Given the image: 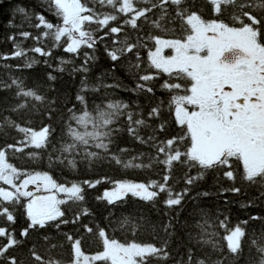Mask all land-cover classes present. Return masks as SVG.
Masks as SVG:
<instances>
[{"label":"snow or ice","instance_id":"obj_1","mask_svg":"<svg viewBox=\"0 0 264 264\" xmlns=\"http://www.w3.org/2000/svg\"><path fill=\"white\" fill-rule=\"evenodd\" d=\"M41 2L61 23L53 24L44 15L30 14L24 7L17 6L15 11L23 16L25 22L31 23L34 15L38 23L32 26L44 29L36 36L27 31H21L19 35L25 40L34 39L38 45L46 39L50 41L51 47L46 45L24 49L19 43H15L16 37L12 35L9 39L15 43V50L9 56H0V59L25 58L24 63L3 67H15L18 70L31 68L40 61L29 57L28 52L51 57L52 49L60 47L66 53L83 56V63L79 67H73L71 71L86 74L89 62L95 57L87 51L81 53V49L95 51L99 43L112 37L113 46L108 47L106 44L105 47L110 60L117 62L127 57L126 65L135 75V86L125 90L153 93V81L164 75L168 79L161 87L170 96L167 103L160 101L146 115L142 111H134L128 103L121 100L106 99L107 93L100 103L90 108L85 93L97 92L101 88H119L121 85H109L102 81L89 85L85 75L75 97L80 107L73 104L67 108L58 147L52 141L56 129L51 125L33 130L22 126L10 116H0V132L12 129L23 137L16 143L0 148V219L4 221L0 225V264H22L11 251L24 247L33 232L43 235L50 253L63 248L64 243L70 246L71 251V259L68 261L61 260L56 255L45 259L37 251L36 244H32L28 251L36 264H150L153 259L167 264L172 259L169 241L175 228L174 218L169 216L168 221L159 226L165 234L161 244L135 240L122 242L109 234V227L113 231L127 230L135 235L141 229H151L155 233L157 224L147 218L140 221L122 217L115 223L109 218L106 227H93L90 223L83 222L85 217L91 215L86 207L73 212L69 218L67 210L61 206L69 203L82 205L86 199L83 185L94 188L97 184L108 181V178L86 180L82 184L71 182L70 186H66L57 182L48 172L18 168L10 161L9 150L20 153L27 147L36 150L51 148L49 163L63 164L72 170H76L80 164L95 167L103 162L124 169L150 168L153 164L165 166L167 174L163 176V183L108 181L112 183V190H105L102 196L97 197L108 205L123 201L129 194L143 201L155 202L159 194L164 193V203L171 209L181 205L191 191L188 186L203 179L208 172H217L233 182L231 188L223 191L240 193L242 189L235 186L239 179L258 188L261 196H264V0H206L212 6L216 17L214 19H205L200 12L193 10L195 4H190L189 0ZM140 4L145 7H139ZM96 5L110 10L101 12ZM169 8L172 9L171 12ZM156 9H159V14L153 19ZM225 12H228L233 23H227L222 18ZM92 25L96 27L93 28ZM146 25L159 29L165 37L170 34V38L147 32L142 34ZM9 27L17 25L10 20ZM127 27L135 31L134 41L127 34L121 38V33ZM149 42H152L151 47ZM166 50H170V53L166 54ZM43 63L52 66L48 60ZM65 63L70 61L61 59V65L54 70L65 71ZM48 79L55 81L56 76L48 73ZM13 89L16 103L10 106L11 112H31L43 106L48 117H52L55 100L29 88L20 77H9L7 80L0 78V91ZM165 110L174 116V122L182 130V135L160 138L159 133L167 130V120L163 118ZM121 120L125 122L126 128ZM152 120H158L159 123L154 127L149 123ZM143 129H151V132L146 136L142 135ZM124 131L137 142L154 149L155 154L149 156L147 162L142 159L144 153L132 156L131 159L124 157L122 154L127 150L116 146L119 135ZM26 155L36 160L41 153L33 151ZM175 164L187 169L183 176L186 186L180 191H174L168 183ZM237 165L242 168L239 175ZM192 169H197L195 176L189 174ZM40 191L48 194L36 195ZM198 195L207 196L208 193ZM19 209H23L28 224L19 231L18 237L14 225L15 213ZM249 220L264 221V217L250 216ZM249 220L241 221L233 228L227 227V216L220 221V226L227 233L224 239L233 259H238L243 253L244 238L249 234L241 224L247 225ZM70 223L79 226V234L74 236L62 233L63 242L46 233L48 227L62 232L61 226ZM194 228L198 232L196 236H190V242L194 240L199 247H188L176 264H224L228 257L213 259L208 253L197 255V251L204 248L211 252L223 251L217 239L218 233L214 231L210 221L202 218L195 223ZM41 230L45 232L41 233ZM92 234L99 239L102 250L89 254L83 250L84 237ZM248 243L250 251H255L251 264H264V228L259 234L253 232Z\"/></svg>","mask_w":264,"mask_h":264},{"label":"trees","instance_id":"obj_2","mask_svg":"<svg viewBox=\"0 0 264 264\" xmlns=\"http://www.w3.org/2000/svg\"><path fill=\"white\" fill-rule=\"evenodd\" d=\"M189 3H194L195 8L193 10L202 14L205 19L216 18L212 11V6L206 2V0H189ZM17 6L24 7L30 14H41L53 24L61 23L60 19L51 12L47 11L45 5H42L41 0H0V56H9L15 50V43H19L21 48L31 49L35 46H49L50 41L44 39L43 43L37 44L32 38L27 40L23 39L19 32L27 31L36 36L41 34L43 28H35L32 25L38 23L33 15L31 23L25 22L23 16L15 11ZM90 6H92L90 4ZM99 11L107 12L110 9L96 5ZM139 7H145L140 4ZM248 10V9H245ZM171 12L172 9L169 8ZM155 15L152 16L156 19L159 14V9L155 10ZM259 15V13H256ZM225 22L233 23L228 12H225L222 17ZM12 20L17 27H9V21ZM123 17H121V23ZM174 27L173 25H168ZM95 28V25H92ZM106 31V29H105ZM144 32L151 33L152 35H158L165 37V34L159 29L144 26L142 34ZM127 34L131 40L136 39L135 31L130 27H127L124 33H121V38ZM15 35V43L9 39L10 36ZM170 38V34L168 37ZM112 37H109L106 42L99 43L95 51L91 49L82 48L81 53L87 51L95 57L94 60L89 62V71L85 74L83 72H73V67H79L83 63L82 55L69 54L63 51V48L55 47L52 49L51 57H42L37 53L28 52V56L34 58L39 63H36L31 68L16 69L15 67L6 68L4 65H22L25 58H12V59H0V78L8 79L9 77H20L24 80V83L29 87L37 90L39 93L46 95L48 98L56 101L54 105V111L52 117L49 118L44 107L41 106L36 110L25 113H13L10 111V106L16 103L14 99V89L0 91V116H10L11 119L17 121L22 126L31 127L33 130H40L44 125H51L56 129L53 134L52 141L59 146V140L61 135V129L63 127V120L66 118L67 108L73 104L80 107L75 97L80 90L82 79L87 76L89 85H95L101 81L105 84L119 83V88H101L97 92L85 93L86 99L89 102L91 108L96 103L101 102V98L107 93L106 99L121 100L128 103L134 111H142L145 115L149 112L151 107L156 106L160 101L167 103L170 93L165 91L161 84L168 79L167 76L161 75L158 79L153 81L154 92L153 93H134L125 89H131L135 86V75L130 71L126 65L127 57L120 61L113 62L105 51L106 44L108 47H112ZM152 46V42H149V47ZM146 52V50H145ZM170 53V50H166V54ZM146 60V54H145ZM61 59L64 61H70V63L63 64L66 69L63 72L55 71L57 67L61 65ZM44 60H48L52 65L51 67L43 63ZM146 67V65H145ZM154 71V70H149ZM48 73H52L56 76L55 81L48 79ZM138 106V107H137ZM9 109V111H4ZM163 118L167 120V130L159 133L161 139L171 138L178 135H182V130L175 124L174 116L165 110ZM154 127L159 123L158 120L149 121ZM121 124H126L121 120ZM151 132V129H143L141 134L147 135ZM22 134L18 131L8 129L6 132H0V148H4L7 144L16 143L17 140L22 139ZM19 146V145H18ZM119 148L126 149L122 155L131 159L132 156H136L140 153H144L142 158L144 162L148 161V157L154 155V149L147 145L141 144L128 135L127 131L122 132L118 139L117 145ZM114 146V150L115 147ZM39 151L41 153L40 158L33 160L29 158L27 153ZM51 148L48 150H36L31 147H27L23 152L12 153L8 152L10 161L18 168L29 171H45L48 172L53 178L66 186H70L71 182L83 183V181H95L107 177L108 181H123L128 180L131 182H143L157 181L163 183V176L167 174V170L162 164H153L150 168H129L124 169L115 164H109L108 162L98 163L95 167H86L84 164H80L76 170H72L63 164L49 163L48 156L51 154ZM163 158L162 156L160 157ZM238 172L242 171L237 165ZM186 168L181 167L179 164L174 165L172 177L168 181L169 185L174 191H180L186 185L183 179ZM195 176L197 169H192L189 173ZM105 181L97 184L94 188H89L87 185H83L85 188L86 199L83 204L69 203L62 205V209L67 210V216L70 218L73 212L79 211L81 207H86L91 213L90 216L85 217V223H90V226L100 227L108 226L109 218L115 221L118 218L129 217L136 220L143 221L145 218L153 223L157 224L156 232L153 233L151 229L145 231L141 229L133 235L127 230H115L108 228L109 234L114 235L117 239L124 241H138L141 243H153L159 245L165 238V234L160 229V225L166 223L169 216L173 217V223L175 228L173 229V236L169 241V251L172 253V259H169L167 264H176V261L182 257L188 247H199L195 245V241L190 242V236H196L198 229L194 228L196 222L201 221L202 218H206L214 226V231L218 233V241L222 248V252H211L210 249L204 248L197 251V255L203 256L208 253L213 259L228 257L224 261V264H251L252 258L255 256L254 249L250 251V244L248 243L250 235L255 232L259 234L262 228H264V221L249 220L250 216H262L264 217V196H261L260 190L256 187L250 186L241 180H237L236 187H240L242 191L240 193H233L231 191H223L233 186V182L227 178L222 177L217 172H208L204 175L203 179L196 181L194 185L188 186L191 188L188 196L182 201L179 206H173L169 209L164 200L166 195L160 193L155 202H148L133 197L129 194L123 201L117 202L115 205H108L104 200H98L97 197L102 196L105 190H112V183ZM32 188V186H30ZM207 192V196L198 195L199 193ZM241 205H249L242 207ZM168 213V215H166ZM16 223L14 225L16 229V235L19 237V231L27 227L28 221L23 212V209L16 211ZM228 217L227 227L233 228L241 221L249 220L247 225L241 224L246 229L249 235H246L243 243V253L238 259H233L232 254L227 249V241L224 236L227 234L225 228L220 226V221ZM135 222V221H134ZM3 219H0V225H3ZM78 225L67 224L62 225V232H58L53 227H48L46 233L49 237L55 238L63 242L62 233H71L74 236L78 235ZM83 230L81 229L80 232ZM45 230H41L44 233ZM36 244L37 251L47 259L50 255H56L59 259L68 261L71 259L70 246L64 243L63 248H58L55 253H50L47 250V244L43 239V235H38L35 232L32 233L31 239L22 248H16L11 251L12 255H15L22 264H36L34 260L30 258L28 248ZM83 250L86 253L94 254L102 250V245L99 239L92 235H85ZM150 264H161L157 260H151Z\"/></svg>","mask_w":264,"mask_h":264},{"label":"rangeland","instance_id":"obj_3","mask_svg":"<svg viewBox=\"0 0 264 264\" xmlns=\"http://www.w3.org/2000/svg\"><path fill=\"white\" fill-rule=\"evenodd\" d=\"M5 187H7V186H5ZM34 190V189H33ZM48 193H45V192H43V191H40V192H37L36 193V195H47ZM62 195V194H61Z\"/></svg>","mask_w":264,"mask_h":264}]
</instances>
